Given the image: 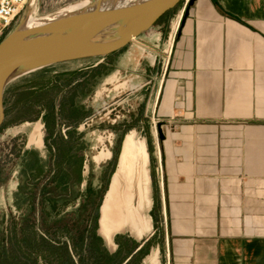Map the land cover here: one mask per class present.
I'll list each match as a JSON object with an SVG mask.
<instances>
[{
  "label": "rangeland",
  "instance_id": "rangeland-1",
  "mask_svg": "<svg viewBox=\"0 0 264 264\" xmlns=\"http://www.w3.org/2000/svg\"><path fill=\"white\" fill-rule=\"evenodd\" d=\"M73 1L36 0L33 15ZM182 5L179 0L141 36L153 39L160 34L162 46L170 20L177 9L180 17ZM152 53L156 58L151 64ZM160 55L159 49L152 50L135 37L107 55L49 64L5 85L0 264H107L116 255L128 264H171L155 127L159 117L152 110L166 60L162 64ZM37 121L41 133L31 139ZM130 129L144 136L147 144L152 199L147 213L152 227L139 240L123 229L108 241L99 223L100 205L122 138ZM130 135L133 132L126 139ZM135 141L144 143L142 138Z\"/></svg>",
  "mask_w": 264,
  "mask_h": 264
},
{
  "label": "crops",
  "instance_id": "crops-1",
  "mask_svg": "<svg viewBox=\"0 0 264 264\" xmlns=\"http://www.w3.org/2000/svg\"><path fill=\"white\" fill-rule=\"evenodd\" d=\"M152 110L171 264H264V0H194Z\"/></svg>",
  "mask_w": 264,
  "mask_h": 264
},
{
  "label": "water",
  "instance_id": "water-1",
  "mask_svg": "<svg viewBox=\"0 0 264 264\" xmlns=\"http://www.w3.org/2000/svg\"><path fill=\"white\" fill-rule=\"evenodd\" d=\"M35 2L36 0H33L30 14H33ZM178 2L179 0H76L46 14L35 16L27 22L24 20L28 8L27 1L19 21L0 40V123L4 117L5 85L12 79L43 66L82 57L103 56L130 44L132 37L151 46L152 50L159 49L163 64L170 44L179 32L189 6L194 0L187 1L179 18L180 9L174 13L162 46L158 41L160 34L157 33L158 37L153 39L149 37L150 35L146 38L141 35L163 13L176 7ZM177 19L178 22L175 24ZM155 58L156 55L153 60L149 59V62L154 63ZM165 124L164 120L156 121L155 127L159 140L165 137ZM40 125L41 123L37 121V126L32 130L31 139L39 134ZM131 132L135 139L142 138L145 144L144 184L146 187L142 200L138 185L139 168L126 170L121 167L126 136ZM148 163L149 153L145 137L137 135L135 129H130L122 138L116 166L100 205L99 223L108 241H111L115 232L123 229H127L137 240L150 231L151 216L147 211L150 209L152 199ZM115 180L118 181V188L115 191L116 213H119L121 218L116 225L105 232L102 227L103 210L110 193L114 192ZM128 213L131 215H127Z\"/></svg>",
  "mask_w": 264,
  "mask_h": 264
},
{
  "label": "bare ground",
  "instance_id": "bare-ground-1",
  "mask_svg": "<svg viewBox=\"0 0 264 264\" xmlns=\"http://www.w3.org/2000/svg\"><path fill=\"white\" fill-rule=\"evenodd\" d=\"M32 4H33V0H30V2H28L27 14L24 19L27 22H30V20L35 18L33 14H30V11L32 9ZM134 38L135 37H132V39ZM144 145L145 144L141 141L136 142L134 137L130 135L125 141L123 155H122V164H121V167L126 168V170H130V168L134 169L135 167L139 168L140 172L138 175V185L140 187L141 200L144 198V191H145L144 189L146 187V184H144V180L146 177V173L144 169L145 167L144 163L146 157ZM117 188H118V181L115 180V183L113 185L114 192L110 193L108 199L106 200V204L103 210L102 225L104 230L106 231L110 230L114 225H116V222H118L121 218L119 213H116L117 201L115 202V191ZM127 215H131V214L128 213Z\"/></svg>",
  "mask_w": 264,
  "mask_h": 264
},
{
  "label": "built area",
  "instance_id": "built-area-1",
  "mask_svg": "<svg viewBox=\"0 0 264 264\" xmlns=\"http://www.w3.org/2000/svg\"><path fill=\"white\" fill-rule=\"evenodd\" d=\"M188 0H183L181 13ZM27 0H0V40L11 29Z\"/></svg>",
  "mask_w": 264,
  "mask_h": 264
},
{
  "label": "flooded vegetation",
  "instance_id": "flooded-vegetation-1",
  "mask_svg": "<svg viewBox=\"0 0 264 264\" xmlns=\"http://www.w3.org/2000/svg\"><path fill=\"white\" fill-rule=\"evenodd\" d=\"M6 115H7V113L5 112V107H4V117H3V119H2V121H1V123H0V128H1V126H3V124L5 123V120H6ZM46 129L48 128V125H47V121H45V126H44ZM44 138H46V137H44ZM46 151L48 152L49 151V148H46ZM42 156H46V155H42ZM44 166H46V164H44ZM118 251H116V253H117ZM118 254V253H117ZM115 257V256H114ZM114 257H112V259L111 260H109V261H106L105 263H107V264H125L126 263V260H122V261H119L118 260V256L116 255V257L114 258ZM117 258V259H116ZM128 262V261H127ZM128 263H130V262H128ZM128 263H126V264H128ZM102 264V263H101Z\"/></svg>",
  "mask_w": 264,
  "mask_h": 264
},
{
  "label": "trees",
  "instance_id": "trees-1",
  "mask_svg": "<svg viewBox=\"0 0 264 264\" xmlns=\"http://www.w3.org/2000/svg\"><path fill=\"white\" fill-rule=\"evenodd\" d=\"M169 10H171V9H169ZM169 10H167L166 12H168ZM165 12V13H166ZM164 13V14H165ZM112 52H114V51H112ZM112 52H110V53H112ZM107 55V54H106ZM47 66V65H46ZM43 67H45V66H43ZM42 68V67H41ZM95 236V239L97 240V239H99V237H98V235H94ZM44 245L46 246V247H50V243H47L46 241H45V243H44ZM90 249H92V247L90 246Z\"/></svg>",
  "mask_w": 264,
  "mask_h": 264
}]
</instances>
